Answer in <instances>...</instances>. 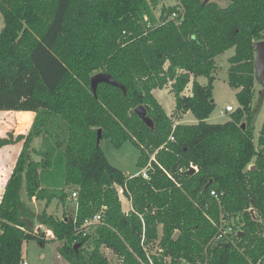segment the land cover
I'll return each mask as SVG.
<instances>
[{"label":"trees","instance_id":"16d2710c","mask_svg":"<svg viewBox=\"0 0 264 264\" xmlns=\"http://www.w3.org/2000/svg\"><path fill=\"white\" fill-rule=\"evenodd\" d=\"M179 1L162 4L156 16L160 0H0V110L15 112L20 127L30 122L21 111L33 113L25 134L0 137V146L22 142L0 199V264H20L24 241L51 239L61 242L58 253L69 264H108L103 249L118 264H150L142 238L158 241L153 264L264 261V119L254 141L259 105L253 106L264 0ZM173 11L178 15L170 18ZM230 48L227 78L238 107L227 121L208 123L215 57ZM97 72L125 93L99 83L94 95L90 77ZM168 84L170 115L152 94ZM138 105L152 127L134 112ZM186 112L197 122H173ZM98 129L114 147L132 142L140 169L157 149L149 178L112 165ZM35 138L38 148L31 146ZM189 162L198 171L179 173ZM116 186L131 202L128 212ZM69 188L77 194L74 212H49L54 200L70 199ZM98 211L101 221L83 234V221ZM237 215L240 229L215 240L219 219ZM36 224L52 237L34 233Z\"/></svg>","mask_w":264,"mask_h":264},{"label":"rangeland","instance_id":"374dc122","mask_svg":"<svg viewBox=\"0 0 264 264\" xmlns=\"http://www.w3.org/2000/svg\"><path fill=\"white\" fill-rule=\"evenodd\" d=\"M174 3L175 0H160L159 5L156 6V8L154 9L155 15L159 16L160 7L162 4L165 6H171L174 5ZM217 3L219 6H225L227 4V1L218 0ZM2 26H3V19L0 13V31ZM261 40H264V34ZM232 52L233 49L230 48L215 57V71H214L215 79L213 82V89H212V100L214 102V108L211 114L206 119L208 123H223L227 121L230 118V114L232 111L226 112L225 107L227 105H230L233 108V110H235L238 107V101L235 96L236 89L229 85L227 78L228 68L230 65L228 62V58L232 54ZM254 58H255V54H254ZM197 80L200 84L207 83V78L204 76H199ZM190 86L191 85L186 86V88L184 89V93L187 94L190 92ZM262 89L263 88L260 82L256 81L254 84L253 106L259 105L258 113L264 111V107H262V103L264 102V97L262 96V94L261 95L259 94V91ZM161 100L164 108L166 109L173 108L174 96L172 92L165 93L164 97L163 96L161 97ZM15 116H16L15 112H11L10 110H0V137H7L9 132H11L13 136L19 133L25 134L27 132L28 127L26 126L20 127L18 124V120ZM178 119L179 116L174 118L173 122L176 123V120ZM257 120L260 121L259 119ZM195 122L196 119L191 113H187L182 119V123L188 124ZM260 125L261 122L260 123L256 122V129H255L256 136L254 137V141H256L258 137L257 130ZM17 144L19 145V149H17L18 146ZM39 145H40V139L35 138L32 141L31 146L33 148H38ZM21 146H22V142L17 140H14L13 142L0 146V180L2 177L1 171L2 170L5 171L8 164L11 165V170H12L17 157L15 156L14 158V151H17L18 153L21 149ZM100 146L107 160L112 165L121 169L125 175L131 176L134 175L136 171L138 172L140 171V168H138L136 165V161L139 155V149L132 142L125 141L119 147H114L108 138H104L100 140ZM3 147L5 148L2 149ZM154 152L155 150L150 153V156ZM9 157H10V161L8 160ZM33 158L38 159V156L33 155ZM7 171H9V169H7ZM7 179L8 178H5V180H3V187L1 185L0 192L2 188H4ZM71 191L72 188H69L68 192L70 193V196H71ZM118 195L122 199V201L125 202L126 200L125 196L123 194H118ZM34 204L37 203L35 202ZM42 206H43V202L37 205V209L40 210ZM75 207H76V201L74 200L73 197H70V199H67L64 204L58 203L57 201L54 200L48 209L49 212L61 217L63 212H65L66 214H72L75 210ZM226 221L228 225L232 226L234 232L240 229L241 219L239 215L228 218ZM160 232L161 231H159V233ZM47 237L49 238L52 237L50 231H47ZM157 249H158V242H154L152 245H150L148 251L154 252ZM103 253L108 258V264L119 263V259L115 255H113L110 251L103 249ZM57 255L61 257V255L58 253L56 243H54V241H47L41 244L36 240H29V241H24L22 243V248H21L22 259L28 261L30 264H69L63 257L58 258ZM180 264H189V263H186L185 261L182 260ZM261 264H264V261Z\"/></svg>","mask_w":264,"mask_h":264},{"label":"built area","instance_id":"2783aa9c","mask_svg":"<svg viewBox=\"0 0 264 264\" xmlns=\"http://www.w3.org/2000/svg\"><path fill=\"white\" fill-rule=\"evenodd\" d=\"M177 3V4H176ZM180 1L179 0H175V3L174 5H178V7L180 6ZM178 15L177 12L173 11L170 15V18H175L176 16ZM144 19H147L146 16H144ZM124 34V33H123ZM225 111L226 112H230V111H233V108L230 106V105H227L225 107ZM174 138H173V135L171 134L169 137H168V140L172 141ZM163 147V145L160 146V148ZM157 151V149L155 150ZM155 152L152 153V155L150 156V160L149 162L147 163L146 166H144L143 168L140 169V171L138 172V174H140L142 177L148 179L149 178V174L152 170V165H151V161H155ZM190 170H193V172H197L198 171V166L192 162H189L188 166H185V167H180L179 168V173H183V172H189ZM164 172L166 173L167 177L169 179H171L176 185H179V183L177 182L176 178L174 177V175L166 170H164ZM116 189L118 191V194H122V189L118 186H116ZM210 194L212 196H214L215 198L217 197L216 193L212 190L210 191ZM77 196L76 194V191H72L71 192V196L70 197H73L75 198ZM101 221V212H96L94 213L91 217L89 218H86L81 227H80V230L83 231V234H85V232L91 227L93 226L94 224H97ZM217 227H218V233L216 235V237L214 238L215 240L217 239H223V238H229L230 236H232L233 234L236 233V231L234 232L233 228L231 225H228L227 224V221L226 219H223V218H220L218 223H217ZM42 230H45L46 232V237H47V230L44 229L40 224H36L33 228V232L34 233H39L40 231ZM49 238V237H47ZM154 242H158L157 240L156 241H146L144 240V238H142L141 240V244L143 246V249L145 250V253L149 259V262L150 264H153L151 259H150V256L149 254L151 252L148 251V248L150 247V245H152ZM20 264H28L26 260L22 259ZM206 264V263H204Z\"/></svg>","mask_w":264,"mask_h":264},{"label":"water","instance_id":"95a60500","mask_svg":"<svg viewBox=\"0 0 264 264\" xmlns=\"http://www.w3.org/2000/svg\"><path fill=\"white\" fill-rule=\"evenodd\" d=\"M254 48H255L256 78L260 82L263 88V94H264V40L256 41L254 43ZM99 83H107L112 86H116L118 88H121L123 92L125 93V87L121 83L117 82L114 78H112L111 75H109L106 72H97V73H94L90 77V87L94 95H96V91H97V87ZM134 112L147 126H150V127L153 126L152 120L147 115L146 109L143 105H138L137 107H135ZM100 139H101V129H98L97 143L100 142ZM251 167L254 168L253 165ZM189 172L192 173L193 170H190ZM251 212H253V210H251ZM177 235H178V231L175 232L174 237H176Z\"/></svg>","mask_w":264,"mask_h":264},{"label":"crops","instance_id":"0c3cea01","mask_svg":"<svg viewBox=\"0 0 264 264\" xmlns=\"http://www.w3.org/2000/svg\"><path fill=\"white\" fill-rule=\"evenodd\" d=\"M231 49H233V48H231ZM234 53V49H233V52H232V54ZM231 54V55H232ZM230 55V56H231ZM229 56V57H230ZM228 76V75H227ZM198 79V78H197ZM198 81V80H197ZM188 85H191V83L190 84H188ZM167 87V88H166ZM191 87V86H190ZM165 91V92H164ZM167 92H172L171 91V89H170V86H169V84L168 85H166V86H164L163 88H155V89H153L152 90V94L154 95V97L157 99V101L160 103V105L163 107V109L165 110V112L168 114V115H170L172 112H173V110H174V106H175V101H174V106H173V108H169V109H166V108H164V106H163V103H162V100H161V97L163 96L164 97V94L165 93H167ZM173 93V92H172ZM174 96V95H173ZM262 107H264V102L262 103ZM261 107V108H262ZM21 112H28L29 114V116H28V119H29V123H28V125L26 126V127H29V125H30V123H31V120H32V116H33V113L32 112H29V111H21ZM187 113H190V112H186V113H184V114H181V115H179V119L178 120H176V123H182V119H183V117L187 114ZM15 115H16V113H15ZM181 116V117H180ZM16 118H17V115L15 116ZM176 118V117H175ZM257 119H259L260 121H258ZM263 119H264V111L262 112H260V113H258V115H257V117H256V119H255V123H254V133H255V129H256V122H261V125H262V122H263ZM18 120V119H17ZM196 122H197V120H196ZM195 122V123H196ZM261 125L259 126V128H258V135H259V131H260V128H261ZM257 135V136H258ZM256 136V133L254 134V137ZM18 145V144H17ZM5 147H3L2 149H4ZM17 149H19V145L17 146ZM16 149V150H17ZM20 152V151H19ZM18 152V153H19ZM17 153V151H14V158H15V156H17L16 154H18ZM7 169H9V171H7ZM2 170V169H1ZM11 165H8L7 167H6V170L4 171V170H2L1 172V174H2V177H1V180H0V187H1V185H2V187H3V180H5V178H8V176L10 175V173H11ZM6 173V174H5ZM136 174H138V171H136L135 173H134V175H136ZM130 176V175H129ZM3 190H4V188H2V190H1V192H0V199H1V196H2V193H3ZM120 198V197H119ZM125 202H123L122 201V199L120 198V201H121V206H122V210L124 211V212H128L129 210H131L132 209V206H131V202H130V200L128 199V198H126L125 197ZM158 229H159V231H161V226H159L158 227ZM51 241H54V243H56V247H58L59 245H60V241H58L57 239H51ZM107 250V249H106ZM109 251V250H108ZM57 257L58 258H61L59 255H57ZM27 263L28 264H30L28 261H27Z\"/></svg>","mask_w":264,"mask_h":264}]
</instances>
